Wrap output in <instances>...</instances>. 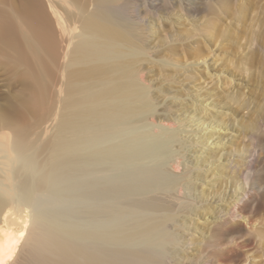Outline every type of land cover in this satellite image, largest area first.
<instances>
[{
    "label": "rangeland",
    "instance_id": "374dc122",
    "mask_svg": "<svg viewBox=\"0 0 264 264\" xmlns=\"http://www.w3.org/2000/svg\"><path fill=\"white\" fill-rule=\"evenodd\" d=\"M100 1L90 0V7ZM109 11L127 32L118 51L105 45L107 39L90 36L75 23L63 63L68 53L89 42L101 48L100 53L85 49L90 63L109 64L113 70L108 77L98 74L94 82L102 85L97 88L108 84L119 87L121 93L123 88L135 92L121 100L112 116L97 115L91 123L75 117L77 123L100 129L109 149L119 151L114 147L121 145L127 152L119 155L120 162L145 164L144 172L156 184L149 190L156 193L146 191V199L158 193L161 197L181 193L185 201L169 203L174 218L171 225L177 224L178 234H187L181 223L189 227L193 208L198 211L199 230L193 232V223L189 228L196 239L182 235L177 243L180 249L176 245L181 263L264 264V0H112ZM61 87L58 81L56 103L70 109L71 104L63 105ZM21 90L22 83L12 70L0 65V116L7 101ZM132 108L136 109L131 112ZM56 110L33 128L30 139H52L68 116L64 108L56 118ZM203 120L217 129L213 137L217 144L200 129ZM133 135L139 137L138 143ZM7 137L8 130L1 126L0 141ZM47 156V151L34 150L32 162L40 166ZM198 162L203 164L200 168ZM167 169L179 180L175 188L160 182ZM24 178L26 187L35 180L34 173ZM25 195L26 191L17 192L19 198ZM198 195H203L201 204ZM56 200L38 210L83 216L81 195L69 192L66 200ZM226 207L235 208V214L225 212ZM169 254L176 258L171 250Z\"/></svg>",
    "mask_w": 264,
    "mask_h": 264
},
{
    "label": "bare ground",
    "instance_id": "6f19581e",
    "mask_svg": "<svg viewBox=\"0 0 264 264\" xmlns=\"http://www.w3.org/2000/svg\"><path fill=\"white\" fill-rule=\"evenodd\" d=\"M111 1L102 0L91 8L90 0H0V65L9 67L22 83L21 93L7 101L0 116V128L8 130L6 140L0 141V264H183L179 238L186 235L196 239L193 232L201 220L195 208L194 218L187 219L193 223V227L189 223L192 233L186 222L181 224L187 234H178L177 224L171 225L174 218L169 203L185 201L180 192L166 197L158 193L146 199V191L156 184L154 177L144 172L145 164L120 162L119 155L127 152L121 145L114 147L119 151L109 149L100 129L84 127L75 119L91 123L97 115L112 116L121 100L135 92L123 88L121 93L119 87L108 84L99 88L102 84L94 82L98 74L103 72L108 77L113 70L109 64L90 63L85 49L100 53L101 48L89 42L68 53L63 63L75 23L90 36L107 39L105 45L118 51L117 45L127 38V32L113 19ZM58 81H62L63 105L71 104L70 109L56 103ZM54 107L56 118L61 109L68 110L67 122L51 140L30 139L33 128L43 123ZM47 127L44 130L49 134ZM208 127L212 129L208 131ZM202 128L209 140L217 133L211 122L203 120ZM132 139L136 143L140 140L136 135ZM34 150L48 152L40 166L32 162ZM200 165L198 162L197 168ZM26 173H34L35 178L27 187ZM175 176L167 169L160 182L175 188L179 181ZM51 188L56 190L49 191ZM21 190L26 195L19 198L17 192ZM69 192L81 195L82 217L38 210L49 200H66ZM133 195L140 197L134 200ZM202 196H197V203L202 202ZM234 209L226 207L225 212L235 214ZM205 242L202 240L201 245ZM170 250L176 258L170 256Z\"/></svg>",
    "mask_w": 264,
    "mask_h": 264
}]
</instances>
